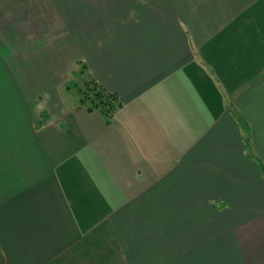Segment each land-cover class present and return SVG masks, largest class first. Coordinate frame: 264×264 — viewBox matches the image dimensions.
<instances>
[{"label":"crops","instance_id":"obj_1","mask_svg":"<svg viewBox=\"0 0 264 264\" xmlns=\"http://www.w3.org/2000/svg\"><path fill=\"white\" fill-rule=\"evenodd\" d=\"M0 264H264V0H0Z\"/></svg>","mask_w":264,"mask_h":264},{"label":"trees","instance_id":"obj_2","mask_svg":"<svg viewBox=\"0 0 264 264\" xmlns=\"http://www.w3.org/2000/svg\"><path fill=\"white\" fill-rule=\"evenodd\" d=\"M87 91H92L93 98L88 92L81 90L82 100L81 105L87 106L88 110L93 111L96 109L101 110L106 116L111 117L112 113L121 106L119 100L113 94L108 93L98 84L92 82Z\"/></svg>","mask_w":264,"mask_h":264},{"label":"rangeland","instance_id":"obj_3","mask_svg":"<svg viewBox=\"0 0 264 264\" xmlns=\"http://www.w3.org/2000/svg\"><path fill=\"white\" fill-rule=\"evenodd\" d=\"M77 82L79 83V86H78V87H81L80 89H82L83 91L88 92V93H89L88 95H89L91 98H93V93H92V91H87L88 88L91 87V86H89V85L92 84V82H88V81H85V80H82V79L78 80ZM86 82H88V83H86ZM78 87L74 88L73 93H72L73 95H75V98H77V97H78V94H79Z\"/></svg>","mask_w":264,"mask_h":264}]
</instances>
